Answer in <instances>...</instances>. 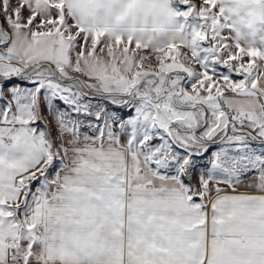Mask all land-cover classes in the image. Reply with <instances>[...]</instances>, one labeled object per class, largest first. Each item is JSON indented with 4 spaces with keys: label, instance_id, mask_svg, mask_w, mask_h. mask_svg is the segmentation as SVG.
I'll use <instances>...</instances> for the list:
<instances>
[{
    "label": "snow or ice",
    "instance_id": "1",
    "mask_svg": "<svg viewBox=\"0 0 264 264\" xmlns=\"http://www.w3.org/2000/svg\"><path fill=\"white\" fill-rule=\"evenodd\" d=\"M0 264H264V0H0Z\"/></svg>",
    "mask_w": 264,
    "mask_h": 264
}]
</instances>
